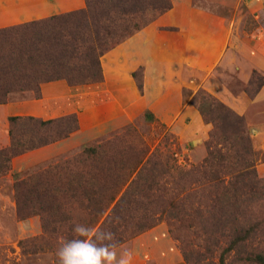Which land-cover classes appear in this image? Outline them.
Segmentation results:
<instances>
[{
    "label": "rangeland",
    "instance_id": "374dc122",
    "mask_svg": "<svg viewBox=\"0 0 264 264\" xmlns=\"http://www.w3.org/2000/svg\"><path fill=\"white\" fill-rule=\"evenodd\" d=\"M169 1L172 9L138 33L146 32L148 41L133 40L136 34L101 58L102 82L75 87L65 81L44 84L39 98L32 92L14 95L5 105L8 108H0V150L11 144L9 119L12 116L50 120L74 114L79 122L78 131L68 139L9 161L0 160V264H57L56 249L61 241L73 237V225L80 223L81 217L77 216L80 215L77 209L82 205L80 191L76 183L68 181L76 175L80 177L83 162L76 156L85 147L100 144L132 128L137 131L132 137H139L150 153L160 148L165 154L169 151L174 154L177 163L185 168L200 166L208 156L207 142L213 130V125L203 119L197 107L195 99L201 94L212 96L244 116L252 133L253 147L262 154L256 161V170L264 178V103H253L258 101V95L252 98L256 84L249 85L255 73L264 77V0ZM58 6L64 10L59 14H63L84 9L86 2L0 0V29L57 15L54 9ZM179 16L183 18L181 26L174 24ZM205 19L212 20L211 35L202 29ZM191 23L196 27L194 33L200 32L205 38L220 35L225 44L222 51L229 53L234 64L215 65V60L209 61L206 46L204 50L202 46L196 49L190 43ZM144 44L145 47L150 44V48L143 51ZM121 63L125 64V68L121 67L124 71L120 69ZM245 63L249 66L244 67ZM123 74L129 77L127 84ZM240 106H244L247 115L237 111ZM147 111L154 114L151 123L145 118ZM133 138H128L126 144H134ZM67 161L73 168L64 164ZM61 164L68 166L67 171L56 168ZM103 164L108 170L104 161ZM91 166L96 164L90 160L84 169L87 171ZM45 171L44 180L49 184L50 194L44 206L50 207L55 216L64 211L71 213L68 220L55 217L59 221L55 225L51 223L52 213L45 218L48 233L41 208L35 202L37 197L28 194L26 184L21 183ZM99 175L98 192L104 194L103 188L115 184L114 178L106 176L105 171ZM168 187L172 191L176 188L172 184ZM206 194L198 188L195 196L203 200ZM150 209L156 212L155 206ZM153 217L157 219L160 215ZM189 225L164 219L122 243L121 248L132 251V264H190L183 252L187 244L193 253L192 261L197 254H203L199 264H218V252L205 253L202 239L195 236L194 229L188 231Z\"/></svg>",
    "mask_w": 264,
    "mask_h": 264
},
{
    "label": "trees",
    "instance_id": "16d2710c",
    "mask_svg": "<svg viewBox=\"0 0 264 264\" xmlns=\"http://www.w3.org/2000/svg\"><path fill=\"white\" fill-rule=\"evenodd\" d=\"M85 2L84 9L0 29V105L28 92L39 98L42 85L48 83L65 81L75 87L102 82L101 58L172 9L169 0ZM254 84L252 98L264 87V77L255 73L249 85ZM195 100L203 119L213 125L208 156L200 166L185 168L174 154H165L160 148L150 153L139 137H132L137 131L129 128L85 147L76 156L83 162L82 172L68 182L76 183L80 191L82 205L77 216L80 223L94 228L101 222L99 228L116 233L120 245L164 219L174 224L191 223L188 231L194 229L195 236L202 239L205 253L218 252V264H228V258L231 264H264V178L256 170L262 154L253 147L244 116L210 95L201 94ZM145 118L150 123L155 119L150 111ZM9 120L11 144L0 150V160L6 161L68 139L79 129L74 114L50 120L33 116ZM128 138H133L134 144H126ZM90 160L96 166L86 171ZM64 164L74 166L70 161ZM67 167L61 164L56 168L67 171ZM103 171L115 184L105 186L101 194L97 185ZM46 174L36 173L21 183L26 184L28 194L37 197L48 233L46 219L52 211L44 206L50 194ZM170 184L176 187L174 191ZM198 188L207 193L203 200L195 196ZM152 206L156 212L151 211ZM157 213L160 217L155 219ZM70 214L52 213L51 223L59 222L55 217L58 220L60 216L68 220ZM183 252L190 264H199L204 256L197 254L192 261L187 244Z\"/></svg>",
    "mask_w": 264,
    "mask_h": 264
},
{
    "label": "clouds",
    "instance_id": "9594fccd",
    "mask_svg": "<svg viewBox=\"0 0 264 264\" xmlns=\"http://www.w3.org/2000/svg\"><path fill=\"white\" fill-rule=\"evenodd\" d=\"M72 232L56 249L57 264H132V251L121 248L111 230L75 223Z\"/></svg>",
    "mask_w": 264,
    "mask_h": 264
},
{
    "label": "crops",
    "instance_id": "0c3cea01",
    "mask_svg": "<svg viewBox=\"0 0 264 264\" xmlns=\"http://www.w3.org/2000/svg\"><path fill=\"white\" fill-rule=\"evenodd\" d=\"M54 8H56V7H54ZM60 8V9H59ZM54 10H56V13H60L61 11H64V10H62V8L60 7V6H58V8H56V9H54ZM172 13H174V11L172 12ZM172 17L173 18H176L175 17V15L174 14H172ZM188 18V17H187ZM180 19V20H179ZM179 19H175V21H176V23H174V24H176V25H178V26H181V20L183 19V18H181L180 16H179ZM190 19H191V17H190ZM196 20V19H195ZM195 20H193V21H195ZM205 20H206V22H205ZM204 20V22H205V24L203 25V28L202 29H204V32H206V33H211V30H210V27L212 26L211 25V22H212V20H209L208 19V21H207V19H205ZM187 21V20H186ZM188 21L190 22V20L188 19ZM210 21V22H209ZM191 25V27L190 28H192L191 29V32L189 33V35H190V43L192 44V45H195V47H196V49L197 48H199L200 46H202V48H203V50H204V48H205V46H206V48H207V51H208V54H209V61L210 62H214V60H215V65L216 64H223V65H225V66H230V65H233L234 63V61H232V57L231 56H229V53L228 54H226V52H224V51H222V49H224V47H225V44H222L223 43V41H222V38H221V36L220 35H212V36H210V35H208V36H206V38L204 37V35H200V32H196V33H194V31L193 30H195L196 31V27L194 26V24H190ZM195 27V28H194ZM199 33V34H198ZM198 34V35H197ZM144 36V37H143ZM147 33L145 32V33H141V34H138L137 36H135L134 38H132L133 40H141V39H143V38H145V40L146 41H148L147 40ZM202 36H203V38H202ZM196 40V41H195ZM208 41V42H207ZM131 42L132 41H130V43H128V44H131ZM206 42H207V44H206ZM148 44V43H147ZM206 44V45H205ZM145 48L146 49H149L150 48V44H149V46H146L145 47V44L142 46V49H143V51L145 50ZM125 48H123L122 47V51L124 50ZM123 54H125V52H123ZM231 55V54H230ZM123 59H124V57H123ZM124 63V62H123ZM122 64V63H121ZM258 65V64H257ZM256 65V66H257ZM235 66V65H234ZM247 66H249V63H245V65H244V67H247ZM121 67H124L125 68V64L123 65L122 64V66H120V69H122ZM264 67V66H263ZM122 69L123 71L125 70V69ZM257 68H259L258 66H257ZM244 70H246V68H244ZM120 74H121V72L120 71H118ZM245 72V71H244ZM122 76V75H121ZM122 79L123 80H125V84H127L128 82H129V77L127 78V77H124V74H123V76H122ZM124 82V81H123ZM256 100H258V101H256V102H253L254 104H256V103H258V102H261V101H263V102H261V103H264V87L262 88V90L260 91V93L258 94V97H257V99ZM244 106H246L247 107V105H244ZM244 106H243V108H242V106H240L239 107V109L237 110L239 113H241V114H245V115H247V110L245 111V109H244ZM0 108H8V106H6L5 107V105H0Z\"/></svg>",
    "mask_w": 264,
    "mask_h": 264
}]
</instances>
